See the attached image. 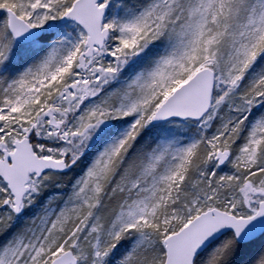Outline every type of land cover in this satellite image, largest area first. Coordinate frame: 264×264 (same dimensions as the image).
Here are the masks:
<instances>
[{
	"label": "snow or ice",
	"instance_id": "6c2138e0",
	"mask_svg": "<svg viewBox=\"0 0 264 264\" xmlns=\"http://www.w3.org/2000/svg\"><path fill=\"white\" fill-rule=\"evenodd\" d=\"M0 264H264V0H0Z\"/></svg>",
	"mask_w": 264,
	"mask_h": 264
}]
</instances>
